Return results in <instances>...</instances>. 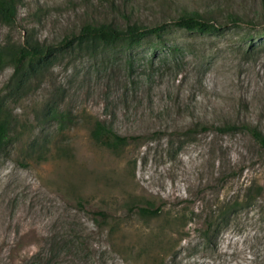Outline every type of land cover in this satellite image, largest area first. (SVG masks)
Listing matches in <instances>:
<instances>
[{
  "label": "rangeland",
  "instance_id": "obj_1",
  "mask_svg": "<svg viewBox=\"0 0 264 264\" xmlns=\"http://www.w3.org/2000/svg\"><path fill=\"white\" fill-rule=\"evenodd\" d=\"M19 1L0 50L57 47L22 87L0 71L15 139L0 157V264H264V150L246 130H216L264 134V0H116L164 28L128 48L67 49L87 21L127 24L112 0ZM177 4L219 31L177 27ZM96 122L126 145H98Z\"/></svg>",
  "mask_w": 264,
  "mask_h": 264
},
{
  "label": "trees",
  "instance_id": "obj_2",
  "mask_svg": "<svg viewBox=\"0 0 264 264\" xmlns=\"http://www.w3.org/2000/svg\"><path fill=\"white\" fill-rule=\"evenodd\" d=\"M19 3V0H0V21L8 25L13 24L17 19ZM115 3H117L116 0H112L111 5L114 6L116 5ZM174 7L176 13V17L173 20L174 24L188 32L211 34L219 31L221 27L219 21L214 16H211L212 13L206 14L181 4L174 5ZM114 9L120 17L127 21L125 26H121L116 22L90 20L80 26L77 34L65 37L59 46L67 49L73 47L75 43L78 45L90 43L92 46L100 44L114 46L120 44L128 48L140 44L149 35H157L164 28L163 24L155 25L154 27L139 24L132 21V12L128 14L125 12L126 10L122 11L118 6ZM224 18L234 25L242 21L239 16L229 12L225 14ZM56 47L39 43L31 38L26 40L19 52L8 49L0 50V71L5 66L12 67L14 74L11 84L16 87H22L29 77L35 75L36 67L40 66V63L56 52ZM9 109V106L0 98V157L10 151L15 141L13 137V118ZM216 130L221 133L246 130L264 150V134L254 126L231 124L216 128ZM91 136L98 145L112 151H118L123 148L128 141L127 138L122 137L103 122L95 123ZM256 193H259L258 188L255 191ZM253 198L254 195L250 197L251 200ZM232 210L233 208H225L218 211L216 215H212L207 230L212 233L215 227L219 225L218 223L227 222ZM140 212L144 215L150 213V211L143 208L140 209Z\"/></svg>",
  "mask_w": 264,
  "mask_h": 264
}]
</instances>
